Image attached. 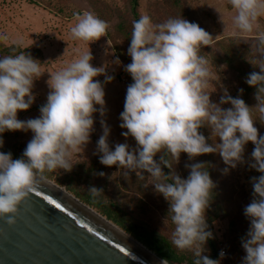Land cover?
Masks as SVG:
<instances>
[{"label":"clouds","instance_id":"obj_1","mask_svg":"<svg viewBox=\"0 0 264 264\" xmlns=\"http://www.w3.org/2000/svg\"><path fill=\"white\" fill-rule=\"evenodd\" d=\"M230 4L235 10L233 35L247 42V35L259 27L258 18L264 16V0H230ZM215 8L226 29L224 14ZM74 19L76 23L70 28L74 39L89 44L107 36L110 24L95 13L85 10L75 13ZM8 41L7 34H0V42L7 44ZM251 41L255 61L250 62L260 71L251 72L246 83L256 88L255 107L262 122L264 31L257 32ZM215 42L216 38L199 24L182 17H170L157 24L146 14L134 20L127 50L131 63L124 66L133 82L127 87L120 127L127 129L122 135L133 137L136 147L116 143L112 150L108 143L110 127L101 119L103 134L94 154H102L99 155L101 164L117 165L124 170L125 178L135 172L138 179L146 180L144 187L154 185V191L169 202L166 219L174 226L171 243L180 251L191 252L193 264H220V259L225 257L223 250L219 253L220 259L204 254L207 241L214 238L206 220L216 186L207 170L208 164H186L190 169L187 178H181L173 166L179 162L182 152L187 153L189 160L202 154L219 153L225 165L236 168L245 162V145L252 142L255 147L249 167L261 175L251 177L252 200L244 209L251 226L247 238H242L246 252L242 264H264V135H259L254 126L253 107L239 96L233 98L225 88L218 103L210 100L209 83L215 79L209 60L200 54V49L212 47ZM12 43L22 46L19 39ZM107 43L111 45L109 40ZM92 59L89 48L78 50L77 58L71 63L56 72L48 71L50 91L46 103L39 109L40 116L20 120L18 110L30 108L35 100L34 80L44 71L41 63L25 52L0 58V133L15 130L33 133L21 158L13 159L11 152H0V217H6L8 224L16 222L18 206L36 190V185L47 181L46 173L72 170L77 163L75 157L84 152L95 131L93 114L99 112L102 118L106 115L104 84L114 77L106 74V65L94 67L90 63ZM115 63L120 64L119 58ZM102 74L104 82L93 80ZM223 104L231 107L223 108ZM204 126L211 130L209 138L219 137L221 142L208 144L199 131ZM3 144L0 137V147ZM157 153H163L159 161L154 159ZM162 165L172 171L166 174ZM145 171L149 173L147 178L143 175ZM223 171L227 173L229 168ZM98 175L105 176V173ZM88 192L92 197L103 195V189L95 186L89 187ZM160 264H169L168 259Z\"/></svg>","mask_w":264,"mask_h":264},{"label":"rangeland","instance_id":"obj_2","mask_svg":"<svg viewBox=\"0 0 264 264\" xmlns=\"http://www.w3.org/2000/svg\"><path fill=\"white\" fill-rule=\"evenodd\" d=\"M131 4L132 0H0V34L9 36L7 44L0 42V47L8 49L14 45L13 40H21L22 46L19 47L25 48L35 60H38L44 71L38 79L34 80L32 89L35 95L34 102L29 109L18 110L17 117L20 120L38 118L39 109L46 103L50 91L47 83L50 72H56L71 63L77 58L78 50L82 52L89 48L93 55L90 63L94 67L106 65V74L114 77L111 82L104 84L107 112L103 118L99 112L93 114L95 131L91 133L90 142L86 145L84 152L75 157L77 163L72 170L66 172L59 169L46 173L48 180L64 188L124 234L144 246H146L145 243L137 239L129 227H137L140 233H143L145 228L150 229L160 240H166L177 255L194 259L191 252L180 251L172 245L170 236L174 226L170 219H166L169 202L162 194L154 191V185L144 187L146 180L138 179L135 172H130L129 177L125 178L122 175L124 170L117 165L109 167L101 164L99 155L102 154H94L97 141L103 134L101 119H104L110 127L108 143L112 150L116 143H128L131 148L136 147L133 137L122 135L127 129L120 127L122 123L120 113L124 110L127 87L133 80L124 70V66L131 63V57L127 52L130 40L124 32L119 30V26L123 23L128 29L134 21ZM213 6L224 14L226 29L220 19L221 14ZM85 10L95 13L100 19L110 24L107 36L89 44L74 39L70 33V28L76 23L74 14ZM136 10L139 17L148 15L153 24L162 23L170 17H182L189 22L199 24L213 39L216 38L212 47L201 46L200 49V54L209 60V67L215 79L209 83L210 100L218 103L225 88L233 98L239 96L249 107H253L251 115L254 126L257 127L259 135H264V121L261 122L258 119L260 113L255 107L256 88L246 83V78L251 72L260 71L250 62L255 61L251 39L257 32L264 31V27L259 25L252 34H248L247 42L233 35L232 16L235 10L230 0H137ZM259 22L261 23V20ZM108 40L111 45H108ZM117 58L120 64L115 63ZM93 80L104 82L105 75L94 77ZM241 89H243L242 92ZM96 107L100 106L96 105ZM221 107L229 108L231 104H223ZM202 133L210 145L221 142L219 137L209 138L211 130L207 126ZM32 136L31 130L0 133L4 141L0 152H11L13 159L21 158ZM254 147L250 141L245 145V162L238 164L236 168L225 165L219 153H211L217 160L215 164L217 179L214 182L216 186L212 204L222 202L224 207L216 211L215 205L211 204V207L206 210V220L212 213H217V217L208 223L214 238L207 241L204 254L212 255L214 248L219 255V244H224L223 264H242L243 257L246 255L242 247V238H247L251 222L244 214V209L252 200L251 177L261 175L249 167ZM162 154L157 153L154 159L159 161ZM186 164H192V160H189L187 153L182 152L179 162L173 167L177 173L181 172L183 178H187L190 172V169L185 167ZM225 168H229L227 173L223 171ZM163 171L165 172L164 168ZM99 172H104L105 176L98 175ZM143 175L147 178L149 173L145 171ZM91 186L102 188L103 195L92 197L88 192ZM104 209L122 223L108 217L103 212ZM224 209L226 211H223ZM149 250L155 253L152 249ZM184 262L186 261L179 263Z\"/></svg>","mask_w":264,"mask_h":264},{"label":"water","instance_id":"obj_3","mask_svg":"<svg viewBox=\"0 0 264 264\" xmlns=\"http://www.w3.org/2000/svg\"><path fill=\"white\" fill-rule=\"evenodd\" d=\"M18 208L14 224L0 217V264H160L48 179L38 183ZM216 256L213 248L211 258Z\"/></svg>","mask_w":264,"mask_h":264},{"label":"trees","instance_id":"obj_4","mask_svg":"<svg viewBox=\"0 0 264 264\" xmlns=\"http://www.w3.org/2000/svg\"><path fill=\"white\" fill-rule=\"evenodd\" d=\"M136 6H137V0H132L131 12L133 15V20H138L140 18L138 13H137ZM119 27H120L119 30L124 32L131 42L132 24H130V27L128 29H127L126 25L123 23H121ZM129 46H130V44H129ZM20 52H25L26 54H30L27 50H25V48H20L16 45H13V46L9 47L8 49L0 47V58H3L4 56H7V55H16V54H19ZM204 128H205V126L200 128L199 131L203 132ZM216 161L217 160H215L214 156L211 153L210 154H202V155H199V156L195 157L194 159H192V163L206 162L208 164L207 170L209 171L210 177L212 178V180L214 182L217 179V177L215 175V173H216V168H215ZM162 167L165 169L166 174H168L170 171H172L167 166L162 165ZM177 174H179L181 176V178H183L181 172L180 173L178 172ZM169 182H171V181H169ZM214 193H215V188L212 190V199L213 200H214ZM212 199L210 201L209 208L211 207V204L213 202ZM88 201L90 202V200H88ZM93 203L95 205H99L95 202H93ZM212 205H215L214 209L216 211H218L220 207H224L222 202H214ZM223 211H226V210L224 209ZM103 212L106 213V215L108 217L113 218L114 220L117 221V218L115 219L109 211H106L104 209ZM214 213H216V212L214 211ZM215 217H217V213L216 214L212 213V215H209L207 217V223H210ZM117 222H119V221H117ZM129 229L134 232L135 237L137 239H139L143 243H145V245L149 249H152L160 258L168 259V262H170V263L182 262L184 260L187 263H193L194 259H192L190 257L186 258V257H183L182 255H177L174 252V250H172V248L169 246V244L166 243V240H163V241L160 240V238L155 236L154 235L155 233L150 231V229L145 228V231L143 233L138 232L137 227L131 226V227H129ZM209 247H210V245H209ZM208 256L211 258L212 255H208ZM217 257H218V254H217Z\"/></svg>","mask_w":264,"mask_h":264},{"label":"bare ground","instance_id":"obj_5","mask_svg":"<svg viewBox=\"0 0 264 264\" xmlns=\"http://www.w3.org/2000/svg\"><path fill=\"white\" fill-rule=\"evenodd\" d=\"M51 182V181H50ZM53 183V182H52ZM90 212H92L93 214L97 215L100 219H102L104 221V218H102L101 216H99L98 214H96L94 211L87 209ZM106 222V221H105ZM110 223V222H109ZM111 224V223H110ZM114 227V226H113ZM116 227V226H115ZM131 241H133L134 244H136V246H138V248L140 250H142L143 252H145L146 254H148L149 256H151L153 259H155L157 262H161L162 260L158 259L152 252L148 251V249H146L142 244H140V242H135L136 240L131 238Z\"/></svg>","mask_w":264,"mask_h":264},{"label":"built area","instance_id":"obj_6","mask_svg":"<svg viewBox=\"0 0 264 264\" xmlns=\"http://www.w3.org/2000/svg\"><path fill=\"white\" fill-rule=\"evenodd\" d=\"M219 247H220V252H221V250H223L225 252V245L224 244H219ZM215 259H220V256L218 255V257ZM220 264H223L222 259H220Z\"/></svg>","mask_w":264,"mask_h":264},{"label":"crops","instance_id":"obj_7","mask_svg":"<svg viewBox=\"0 0 264 264\" xmlns=\"http://www.w3.org/2000/svg\"><path fill=\"white\" fill-rule=\"evenodd\" d=\"M259 20H261V23L259 22ZM257 23L258 25H261L262 27H264V16L259 17Z\"/></svg>","mask_w":264,"mask_h":264},{"label":"snow or ice","instance_id":"obj_8","mask_svg":"<svg viewBox=\"0 0 264 264\" xmlns=\"http://www.w3.org/2000/svg\"><path fill=\"white\" fill-rule=\"evenodd\" d=\"M53 203H55V201H53ZM56 207H57V208H59V207H60V205H59V204H56Z\"/></svg>","mask_w":264,"mask_h":264}]
</instances>
